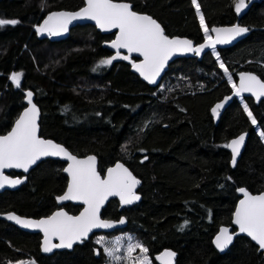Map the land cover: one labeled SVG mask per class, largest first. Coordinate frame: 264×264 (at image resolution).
<instances>
[{
	"label": "trees",
	"instance_id": "16d2710c",
	"mask_svg": "<svg viewBox=\"0 0 264 264\" xmlns=\"http://www.w3.org/2000/svg\"><path fill=\"white\" fill-rule=\"evenodd\" d=\"M129 1L154 17L167 35L204 38L192 0ZM238 1L197 3L208 28L236 20L248 27L235 44L215 48L224 69L251 70L264 79V0H249L239 13ZM82 5L83 0H0V19L18 21L0 26V134L24 107L23 90L30 88L40 107L41 135L78 155L95 153L102 173L121 160L141 179L139 201L120 209L112 198L101 211L108 218L124 214L127 224L102 233L127 230L151 257L173 248L175 264H264V251L244 235L222 253L211 241L220 225L231 223L239 187L264 189V99L247 98L261 134L235 98L215 123L210 108L232 87L212 50L175 58L151 86L131 71L133 55L125 60L119 53L110 65L98 67L102 59L116 56L103 44L114 32L78 23L64 38L52 40L35 31L50 11ZM13 71L22 74L20 87L10 79ZM242 131L248 132L246 143L232 167L226 143ZM63 165L54 158L40 161L17 189L0 192V212L49 214L67 182ZM63 206L72 213L80 208L71 202ZM96 234L71 250L43 254L39 233L0 218V264L27 256L35 264H98L104 254L95 253Z\"/></svg>",
	"mask_w": 264,
	"mask_h": 264
},
{
	"label": "snow or ice",
	"instance_id": "6c2138e0",
	"mask_svg": "<svg viewBox=\"0 0 264 264\" xmlns=\"http://www.w3.org/2000/svg\"><path fill=\"white\" fill-rule=\"evenodd\" d=\"M196 7L197 15L200 17V26L205 32V44L199 47H193L192 42L186 39L169 38L165 35L161 25L155 19L148 15H141L131 10L129 3H113L112 0H86L87 6L74 13H52L43 22L37 26L38 34L47 32L55 36L61 32L67 31V26L73 20L91 19L95 20L97 26L102 30L118 28L119 33L116 39L112 41L111 47L115 49H127L130 53L137 52L144 57L142 63L133 64L141 76L149 83H154L156 77L163 69L165 62L174 51H192L199 55L205 47L214 48L216 44L228 43L229 40L240 36L248 29L233 26L227 29L213 28L216 32V39L213 40L208 34L209 30L205 26L204 17L200 14L197 0H192ZM244 7V0H239L236 4V11L239 13ZM54 18H60L55 27L52 26ZM17 20L0 19V26L15 25ZM119 56H112L102 59L99 66L110 65L113 60ZM127 60L128 56L121 57ZM224 68V65H220ZM95 71V69H94ZM227 72V70L225 69ZM20 73H13L10 77L13 84L20 87ZM231 82V77H229ZM235 94L241 92H252L257 97L264 96V83L256 76L241 73L239 87L233 84ZM27 101L30 107L26 108L16 120L15 126L7 135L0 136V169L4 168H23L28 171L30 165L35 164L42 156H64L71 161L65 172L69 174L71 180L68 189L64 195L57 197L58 200H82L87 207L79 216H69L63 211L54 213L47 219L40 221L22 220L15 215H9L8 219L16 221L23 227H37L44 232V251H51L54 247L71 248L76 240L86 237L93 228H110L111 222L99 218L98 212L100 205L108 196L118 195L121 204H131L139 197L134 194L133 189L139 181L132 176L128 169L122 164H117L115 168L108 169L106 179H102L96 171L95 157H88L86 160H79L74 155L68 153L62 146L54 144L50 140H43L37 136L36 117L38 110L32 103V93L27 92ZM228 99V98H226ZM222 105H216L213 109L215 114ZM244 111L248 114L253 124L256 120L249 111L248 106H244ZM264 135V133H262ZM245 137L241 135L231 141L226 147L232 150V163L235 165L236 157L240 152ZM20 180H10L8 177L0 174V187L6 183L9 185L19 184ZM244 193V199L240 201L233 223L239 225L241 233H247L252 240L256 241L260 249H264V194L258 196L250 195L245 189H239ZM120 223H124L121 219ZM183 227V226H181ZM50 235H57L61 243L58 245L50 244ZM233 236L228 233L227 228H221L216 236L214 243L216 247L223 250L232 242ZM142 252L147 249L140 244H136ZM132 245H129L128 251L131 253ZM111 254V253H109ZM164 255L173 257L175 253L166 252ZM145 264L147 261L145 260Z\"/></svg>",
	"mask_w": 264,
	"mask_h": 264
},
{
	"label": "water",
	"instance_id": "95a60500",
	"mask_svg": "<svg viewBox=\"0 0 264 264\" xmlns=\"http://www.w3.org/2000/svg\"><path fill=\"white\" fill-rule=\"evenodd\" d=\"M113 3H129L131 5V10L138 13V14H141V15H148L150 17H152L150 14L146 13V12H141V11H138V10H135L133 7H132V3L129 1V0H112ZM87 4H86V0H83V5L80 6L79 8L77 9H74V10H69V9H56V10H52L50 11L44 18L43 20L35 25L34 29L36 31V28L37 26L39 25H42L44 20L52 13H61V12H66V13H74V12H78L80 11V9L86 7ZM153 19H155L154 17H152ZM60 18H54L53 21L51 22L52 23V26L55 27L56 24L58 23V20ZM156 20V19H155ZM157 21V20H156ZM78 23H91L93 25H95L97 27L98 30H100L101 32L103 33H110V32H114V35L111 39L109 40H106L104 41V46H106L110 51H112L113 53L117 54V52L119 53H125V54H129V55H133L135 58L133 59V61L131 62V66H130V69L132 72L136 73L139 78L141 80H143L144 82H146L147 84L151 85V86H155L157 85L160 81H161V78L162 76L164 75V73L166 72L167 70V67H168V64L174 60L175 58L177 57H189V56H192V55H196L197 57H200L202 56L205 52L207 51H210L211 49H213L212 47H205L204 49L201 50L200 54L197 55L195 54V52H192V51H174L171 56L168 58V60L165 62V65L163 67V69L160 71V74L156 77V80L154 83H149L147 80H145L143 78V76L140 75V73L135 69L133 68V64H139V63H142L143 60H144V57L141 56L139 53L137 52H129L127 49H124V48H121V49H115L113 47H111V43L112 41H114L116 39V36L117 34L119 33V29L118 28H112V29H109V30H102L101 28H99L95 22V20H91V19H87V18H83V19H77V20H73L71 23L68 24L67 26V31L65 32H61V34L59 35H55V36H52V35H49L47 32H44V33H40L39 35L40 36H48L50 37L52 40H59L61 38H64L66 36V34L68 33V30L74 26L75 24H78ZM158 23V22H157ZM233 26H239V27H243V28H246L248 29V27L246 25H243L241 24L238 20H236L235 22L233 23H228V24H218V25H212L210 26L208 29H209V32L211 33V38L213 40L216 39V36H217V33L216 32H213L211 31V29L213 28H220V29H227V28H231ZM162 27V26H161ZM263 28H264V25H263ZM163 29V28H162ZM164 31V30H163ZM37 32V31H36ZM165 33V32H164ZM247 31L245 33H242L240 36H237L231 40H229L228 43H223V44H216L214 48H224V47H229L233 44H235L237 41H239L240 39H242L245 35H246ZM165 35H167L165 33ZM170 39L171 38H179V39H186V40H190L192 42V46L195 48V47H199L201 44H205V37L199 41V42H196L194 41L193 39L189 38L188 36H184V35H173V36H170V35H167ZM241 73L243 74H250V75H254L257 77L258 80H260L262 83H264V79H262L256 72L254 71H251V70H246V69H242V70H239L237 73H236V77H237V80H236V87H239L240 85V80H241ZM27 92H31L32 93V103L36 105V108L38 110V115L36 117V124H37V136L43 140H50L52 141L54 144H57V145H60L62 146L68 153H70L71 155H74L77 159L79 160H86L88 157H95V161H96V171L97 173L101 176L102 179H106L107 178V175H108V169L109 168H115L116 165L119 163V164H122L124 166V168L128 169V171L132 174L133 177H135L139 183L135 186V188L133 189V192L135 195H137L139 197L138 200H135L133 203L131 204H121V201H120V197L118 195H114V196H108L106 200H104V202L100 205V209H99V212H98V215H99V218L101 220H104V221H109L111 222L112 224V227L110 228H93L91 229L90 232H88L87 236L86 237H81L80 240H76L73 242L72 244V247L71 248H68V247H54L51 249V251H48V252H45L43 249H44V239H45V236H44V232L40 229V228H37V227H23L21 224H18L16 221L14 220H10L8 219V216L11 214V215H15L17 217H20L22 220H31V221H40L42 219H47L48 217L52 216L54 213L56 212H59V211H63L65 213H67L69 216H79L81 212L84 211L85 207H87V205H85L83 203L82 200H58L57 197L59 196H62L64 195V193L67 191L68 189V184L71 180V177L69 176V174L67 172L64 171L65 168L68 167V165L71 163V161L67 160L66 157L64 156H42L39 160L36 161L35 164H32L29 166L28 168V171H24L23 168H4V169H0V174H2L3 176H6L8 177L10 180H20L21 182L19 184H16V185H9V184H5L3 187H0V192L4 191V190H14V189H17L20 185H22L25 181H26V177H27V174L29 173V171L36 165L38 164L40 161L46 159V158H54V159H58V160H61L64 162V165H63V168H62V171L64 172V174L66 175L67 177V182H66V185H65V188L64 190L60 193V194H57L55 196V201H56V204L57 205H62L66 202H71L73 204H78L80 205V208L79 210L76 212V213H72V212H69L66 210V208H64L63 206H59L55 209H53L49 214L47 215H42V216H39V217H34V216H27V215H23V214H19L13 210H7V211H3V212H0V218L1 219H4L6 220L7 222L13 224L14 226L24 230V231H28V232H35V233H39L40 234V244H39V247H40V252L43 253V254H52L54 251L56 250H63V249H67V250H70L74 247V245L76 244H79V243H82L85 239L89 238L92 234L96 233V232H112L116 229H120V228H123L126 224H127V218L124 214H122L121 216H119L118 218H108V217H103L101 215V211H102V208L106 205V203L114 198L118 201V206L119 208H123L125 206H129V205H132L134 203H136L137 201L140 200L141 198V194L137 191L138 187L140 186L141 184V179L136 176L134 174V172L121 160H116L114 163H112L111 165H108L105 170L102 172L99 171L98 169V158H97V155L93 152H90V153H87V154H84V155H78L74 152H72L65 144H63L62 142H59L51 137H46V136H43L40 134V123H39V120H40V107L39 105L36 103L35 101V95H34V92L33 90H31L30 88H26L23 90V94H24V107L20 110L19 114L17 115V117L14 119L12 125L10 126V128L5 132V133H2L0 134V136H4V135H7L9 132H11L12 128L15 126V122L17 119H19L20 115L24 112V110L28 107H30V105L28 104V101H27ZM239 95H249V96H252V98L254 99V101L256 103H258L261 99H264V96H260V97H257L256 95H254L252 92H241ZM237 96L235 94V90L232 89L229 93L223 95L219 100L215 101L211 108H210V111L213 115V119H214V122L217 123L218 122V119L221 115V113L223 112V110L228 106V104L233 100V98ZM228 98V99H226ZM222 105V107H220L217 112L214 114L213 113V109L216 108V105ZM241 135H243L245 137L242 145L240 146V152L239 154L237 155L236 157V163L238 161V159L240 158L241 156V153L244 149V146H245V143H246V139H247V135H248V132L247 131H242L240 133H238L237 135L231 137L226 145H229L231 143L232 140L234 139H237L238 137H240ZM228 150L230 151V165L232 167H234L236 165H233L232 163V150L230 147H227ZM11 171L14 172V174L10 173ZM245 189L250 195L252 196H258L260 194H264V189L261 190V191H258V192H251L250 190H248L247 188L245 187H239L238 188V193H239V198L238 200L236 201V204L234 206V209H233V212H232V217H231V223L230 224H222L219 226L218 230L215 232V234L213 235L211 241H212V244L213 246L216 248V250H218L220 253L224 252L225 250H227V248L231 245V243L233 242L234 238L238 235H244L246 237H248L253 243H255L258 248L260 249L259 245L256 243V241L252 240V238L250 236L247 235V233H241L239 231V225L233 223L234 219H235V216H234V213L236 212V209L240 203L241 200H243L245 197H244V193L240 192L239 189ZM121 219L124 220V223H120ZM221 228H227L228 229V233L230 235L233 236V239H232V242L226 247L224 248L223 250L219 249L216 247V244L214 243L215 241V238L216 236L220 233V229ZM50 239V244L51 245H58L61 243L60 241V238L59 236L57 235H50L49 237ZM262 251H264V249H260ZM166 252H173L175 253V255L173 257H168L166 255H164V253ZM176 255H177V252L173 249V248H170V247H164L162 248L161 250H159L158 252L154 253L153 254V258H154V261L157 263V264H175V258H176Z\"/></svg>",
	"mask_w": 264,
	"mask_h": 264
},
{
	"label": "rangeland",
	"instance_id": "374dc122",
	"mask_svg": "<svg viewBox=\"0 0 264 264\" xmlns=\"http://www.w3.org/2000/svg\"><path fill=\"white\" fill-rule=\"evenodd\" d=\"M248 2L249 0L248 1L244 0V7H246ZM195 10H196V7H195ZM200 14L202 15L201 10H200ZM198 18L200 22V17L198 16ZM202 32L205 37V32L203 29H202ZM208 34L211 35L210 32H208ZM211 50H212L211 52L213 56L218 60L219 64L221 65L222 63H221V60L219 59L217 50L215 48ZM121 54L130 56L129 54H125V53H121ZM112 56H114V54ZM133 59L134 58H132L131 60L133 61ZM13 73L21 74L20 71H13L11 75ZM224 74H225V77L228 79V81H229V77H231V82L229 81V83L233 85L234 83H233L232 73L229 71L226 72L224 69ZM253 125L255 126L258 133L261 134V131L258 128L257 124H253ZM261 137L264 140V137L262 134H261ZM93 240L96 244V249L98 250V252L100 251L101 253L104 254L103 259L98 264H145V260L147 261V264H156L148 252L146 253L142 252L139 247H135L136 244H140V245L142 244L138 241V239L131 232L127 230L118 231L113 234L98 233L93 237ZM129 245L133 246L131 253H129L128 251ZM142 246L145 248L144 245ZM8 264H35V260L32 257L27 256V257L15 260L13 262H8Z\"/></svg>",
	"mask_w": 264,
	"mask_h": 264
},
{
	"label": "flooded vegetation",
	"instance_id": "af4514ba",
	"mask_svg": "<svg viewBox=\"0 0 264 264\" xmlns=\"http://www.w3.org/2000/svg\"><path fill=\"white\" fill-rule=\"evenodd\" d=\"M239 70H237V71H235L234 72V74L232 73V78H233V83L236 85V80H237V77H236V73L238 72ZM231 87H232V89H234L233 88V85H231ZM231 89V90H232ZM248 97H250V98H252V96H249V95H237V96H235L234 98L239 102V104H240V106L242 107V109H243V111H244V106L245 105H247L248 106V109H249V111L251 112V109H250V105H249V103H248ZM233 98V99H234ZM253 99V98H252ZM253 101H254V99H253ZM255 102V101H254ZM256 103V102H255ZM245 112V111H244ZM246 113V112H245ZM247 114V113H246ZM248 115V114H247ZM59 206H63V204L62 205H57V207H59ZM56 207V208H57ZM64 207V206H63ZM65 208V207H64ZM98 233H102V232H98ZM41 237V236H40ZM39 244H40V242H39ZM64 250V249H63ZM71 250V249H70ZM56 251H58V250H56ZM61 251V250H60ZM55 252V251H54ZM53 252V253H54ZM98 252V250H95V253H96V255H99V253H97ZM151 258H153V256L151 257ZM153 261H154V258H153ZM155 262V261H154ZM156 263V262H155ZM157 264V263H156Z\"/></svg>",
	"mask_w": 264,
	"mask_h": 264
}]
</instances>
